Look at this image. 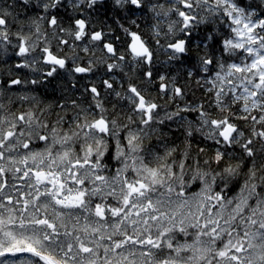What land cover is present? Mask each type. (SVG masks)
<instances>
[{
	"label": "snow or ice",
	"instance_id": "obj_1",
	"mask_svg": "<svg viewBox=\"0 0 264 264\" xmlns=\"http://www.w3.org/2000/svg\"><path fill=\"white\" fill-rule=\"evenodd\" d=\"M0 264H264V0H0Z\"/></svg>",
	"mask_w": 264,
	"mask_h": 264
},
{
	"label": "flooded vegetation",
	"instance_id": "obj_2",
	"mask_svg": "<svg viewBox=\"0 0 264 264\" xmlns=\"http://www.w3.org/2000/svg\"><path fill=\"white\" fill-rule=\"evenodd\" d=\"M99 55V53H97ZM15 60L14 57L9 59V64L13 63ZM99 74V72L97 73ZM24 75L31 76L30 73L27 72V70H24ZM67 83L66 80H54L48 85L40 86L37 88V93L41 96V98H44L46 100L52 101L56 97H58L61 93L59 91V84ZM84 81H80V84L83 85ZM55 89V91H54Z\"/></svg>",
	"mask_w": 264,
	"mask_h": 264
},
{
	"label": "trees",
	"instance_id": "obj_3",
	"mask_svg": "<svg viewBox=\"0 0 264 264\" xmlns=\"http://www.w3.org/2000/svg\"><path fill=\"white\" fill-rule=\"evenodd\" d=\"M247 2H251V0H247ZM162 59H163V57H162ZM102 73H103V69H100L99 70V74H97L98 76H100V75H102ZM181 83H183L184 81H183V79H181V81H180ZM202 92L201 91H199V90H197L196 91V94H195V97H193L192 95H191V93H189V96H188V99L189 100H198V99H201L202 98ZM182 139V138H181ZM177 143H180V141L178 140L177 141ZM205 143H210V142H205ZM201 144V138L199 137V136H197V138H196V140L194 141V147L196 146V145H200ZM201 146H203V145H201ZM108 163H109V167H112V166H114L115 165V162L114 161H108ZM247 169L245 168V171H246ZM232 193H229V195H231ZM9 259H15V258H13V257H10Z\"/></svg>",
	"mask_w": 264,
	"mask_h": 264
}]
</instances>
